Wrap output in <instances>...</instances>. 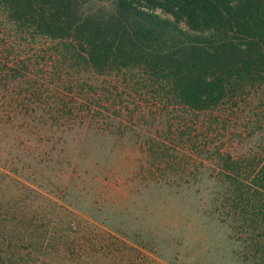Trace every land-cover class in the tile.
I'll list each match as a JSON object with an SVG mask.
<instances>
[{"label":"trees","instance_id":"obj_1","mask_svg":"<svg viewBox=\"0 0 264 264\" xmlns=\"http://www.w3.org/2000/svg\"><path fill=\"white\" fill-rule=\"evenodd\" d=\"M202 171L264 264V0H0V264H165L67 194Z\"/></svg>","mask_w":264,"mask_h":264},{"label":"rangeland","instance_id":"obj_2","mask_svg":"<svg viewBox=\"0 0 264 264\" xmlns=\"http://www.w3.org/2000/svg\"><path fill=\"white\" fill-rule=\"evenodd\" d=\"M88 180L86 186L95 184ZM222 186L202 171L188 186L153 185L99 198L73 188L67 199L165 264H250L236 224L220 208Z\"/></svg>","mask_w":264,"mask_h":264}]
</instances>
